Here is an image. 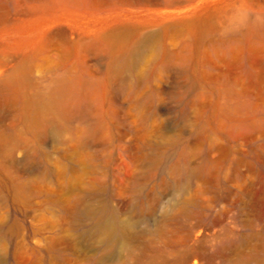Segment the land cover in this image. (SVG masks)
Listing matches in <instances>:
<instances>
[{"label": "rangeland", "instance_id": "1", "mask_svg": "<svg viewBox=\"0 0 264 264\" xmlns=\"http://www.w3.org/2000/svg\"><path fill=\"white\" fill-rule=\"evenodd\" d=\"M0 264H264V0H0Z\"/></svg>", "mask_w": 264, "mask_h": 264}, {"label": "bare ground", "instance_id": "2", "mask_svg": "<svg viewBox=\"0 0 264 264\" xmlns=\"http://www.w3.org/2000/svg\"><path fill=\"white\" fill-rule=\"evenodd\" d=\"M148 40V39H147ZM146 40V42H147ZM43 103L51 105L49 100L45 98ZM58 131L55 130L54 134L57 135ZM77 217L84 216L91 219L92 224L85 228V236L97 235L99 237V244L102 249L107 253H112L118 249L121 254L127 252L125 241L130 232L132 224L126 222L124 224H118L113 219H102V212L97 211L95 208L86 207L75 211Z\"/></svg>", "mask_w": 264, "mask_h": 264}]
</instances>
